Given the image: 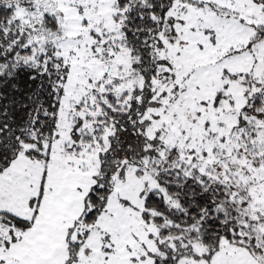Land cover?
Returning a JSON list of instances; mask_svg holds the SVG:
<instances>
[{"label": "snow or ice", "instance_id": "obj_1", "mask_svg": "<svg viewBox=\"0 0 264 264\" xmlns=\"http://www.w3.org/2000/svg\"><path fill=\"white\" fill-rule=\"evenodd\" d=\"M0 264H264V0H0Z\"/></svg>", "mask_w": 264, "mask_h": 264}]
</instances>
